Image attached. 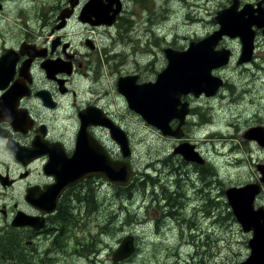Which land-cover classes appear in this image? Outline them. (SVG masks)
Returning a JSON list of instances; mask_svg holds the SVG:
<instances>
[{"label":"flooded vegetation","instance_id":"af4514ba","mask_svg":"<svg viewBox=\"0 0 264 264\" xmlns=\"http://www.w3.org/2000/svg\"><path fill=\"white\" fill-rule=\"evenodd\" d=\"M232 1L0 0V264H244L253 252V264H264V244H252L254 228H244L227 196L230 187L256 184L248 213L264 221V157L227 181L222 163L205 149L228 139L215 130V103L229 97L235 107L229 153L242 145L264 152L245 135L264 129V86L247 89L226 74L233 63L242 74L261 70L262 28L253 26L247 63L237 62L240 37L219 40L216 49L232 51L229 64L213 70L224 84L215 95L180 97L188 110L180 137L132 110L119 90L122 77L156 82L168 65L167 49L183 51L210 35L219 28L213 18ZM260 1L239 0L238 9ZM179 23L212 29L182 35ZM179 123L169 122L173 130ZM111 124L126 133L129 156ZM196 128L203 142L193 136ZM184 143L200 162L178 151ZM112 161L130 163L128 184L112 180ZM70 177L78 180L68 183ZM124 241L132 250L117 259Z\"/></svg>","mask_w":264,"mask_h":264},{"label":"water","instance_id":"95a60500","mask_svg":"<svg viewBox=\"0 0 264 264\" xmlns=\"http://www.w3.org/2000/svg\"><path fill=\"white\" fill-rule=\"evenodd\" d=\"M263 3L264 0H261L256 8L250 3L245 4L239 10V0H233L229 6L218 11L213 21L219 25V28L210 35L199 41L191 42L189 47L183 51L167 49L168 65L160 72L156 82L137 85L134 83L135 77H122L119 81V90L126 96L129 107L140 112L147 121L155 124L165 135L180 137L188 112L186 104L180 107V97L190 92L196 95L203 92L208 96L215 95L217 89L224 84L222 77L213 74L214 69L228 65L232 57L230 49H216L223 36L241 38L242 52L237 61L238 64L252 60L256 37L253 26L257 25L262 28L264 33V6H261ZM175 117L180 119L177 130H173L169 124ZM111 129L113 137L122 146L124 156H129L131 151L126 133L114 124H111ZM245 135L249 139H257L264 146V129L251 127ZM178 151L184 153L189 160L200 162L199 153L190 143L181 144ZM108 168L114 182L121 185L130 182L133 168L128 161H112ZM260 171L264 182V164L261 165ZM70 178L72 180L69 179L68 183L78 180V178ZM259 191L256 184H247L243 187L233 186L227 189L229 202L244 228L255 230L252 244L256 248L257 245L264 244V221L262 214L255 213L256 211L249 214L248 209ZM131 250L130 242L124 241L115 252V258H125ZM253 256L254 252L244 264H253Z\"/></svg>","mask_w":264,"mask_h":264},{"label":"rangeland","instance_id":"374dc122","mask_svg":"<svg viewBox=\"0 0 264 264\" xmlns=\"http://www.w3.org/2000/svg\"><path fill=\"white\" fill-rule=\"evenodd\" d=\"M212 2H208L207 8L210 9L212 8ZM225 7V6H224ZM223 7V8H224ZM202 15L207 18V21L210 20V15L207 14L205 10H203ZM182 23H179L178 28L181 26ZM194 23H191L189 25L182 24V35H196L197 33H202L205 30L212 29V26L207 25L206 27H201L199 29H195L198 26L201 25H192ZM187 30H189L187 32ZM262 40V39H261ZM260 40V41H261ZM186 40H182V42H185ZM264 58V48L263 46L259 50V57L257 59V63L259 65H263V67H260L261 70L259 71L258 67H251L248 70H245L244 73L240 72L239 69L236 68L235 63L231 65V67L226 71V74L228 75L229 80L236 81V82H242V85H245L247 89H253L254 83L257 85V87L264 86V61L262 59ZM254 94L257 95L256 91L255 92H250L246 94V101H250L253 97ZM248 106V104H243V106ZM215 108H216V120L217 122V129L215 130H220L222 133H224L228 139H223L220 138L215 139L213 141H209L207 144H205V149L212 155L216 156L217 159L222 163L223 165V170L225 174V180L230 181V180H238L236 176V172H248L249 170L251 171L252 169V164L253 161L259 159L260 157H264V152L258 148H251L250 146H245L242 145V147L237 148L236 152L230 154V148L231 150L232 143L234 142L233 139H231V136L235 134V129L233 126L230 125V122L233 120V114L235 112V107L233 101L227 97L224 98L223 100H218L215 103ZM250 110V109H248ZM128 121L131 122V118L128 115L127 116ZM238 124L240 123L237 121ZM203 130L198 131V128H196L192 133L193 136H195L196 139L200 140L203 142V138L206 136L205 134L202 133ZM221 140V141H220ZM218 141V142H217ZM238 144V142H237ZM221 153L216 152V150H219ZM232 157V158H230ZM235 157L239 160L242 161L244 164L240 169L237 167V162L235 161ZM144 158V157H143ZM231 175V178L229 176Z\"/></svg>","mask_w":264,"mask_h":264},{"label":"bare ground","instance_id":"6f19581e","mask_svg":"<svg viewBox=\"0 0 264 264\" xmlns=\"http://www.w3.org/2000/svg\"><path fill=\"white\" fill-rule=\"evenodd\" d=\"M112 69V68H111ZM219 140V139H218ZM221 141V140H220ZM218 142V141H217ZM202 225V224H201ZM192 230V229H191ZM200 232V231H199ZM198 234V233H197ZM199 239V238H198ZM185 241V240H184ZM187 241V240H186ZM185 241V242H186ZM214 241V240H213ZM188 242V241H187ZM199 242H200V239H199ZM192 243V242H191ZM206 244H207V242H206ZM193 245V244H192Z\"/></svg>","mask_w":264,"mask_h":264}]
</instances>
